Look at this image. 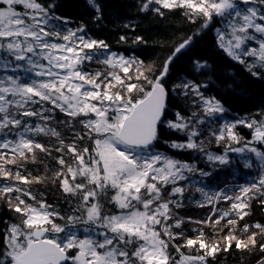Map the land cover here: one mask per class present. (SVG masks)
<instances>
[{
	"label": "snow or ice",
	"instance_id": "1",
	"mask_svg": "<svg viewBox=\"0 0 264 264\" xmlns=\"http://www.w3.org/2000/svg\"><path fill=\"white\" fill-rule=\"evenodd\" d=\"M257 213L264 0H0V264H264Z\"/></svg>",
	"mask_w": 264,
	"mask_h": 264
},
{
	"label": "trees",
	"instance_id": "2",
	"mask_svg": "<svg viewBox=\"0 0 264 264\" xmlns=\"http://www.w3.org/2000/svg\"><path fill=\"white\" fill-rule=\"evenodd\" d=\"M74 2V0H65V3L71 5ZM74 14V13H73ZM171 27L173 28H179L181 27V24L178 20H174L170 22ZM169 25H164L162 27H168ZM145 27H148V25H145ZM210 37H205L204 40H202L200 42V44L198 45V49L199 50H206L210 47ZM145 55H155V53H146ZM233 103L235 104L236 107H238L239 109H243L245 107H247L248 102L246 100H239V101H233ZM241 114H243L241 112ZM257 219H264V216H261L260 213H257L256 216ZM255 258H247L244 257L242 259V256L239 252H232L230 250L229 254H221L218 257V261L217 264H253Z\"/></svg>",
	"mask_w": 264,
	"mask_h": 264
}]
</instances>
